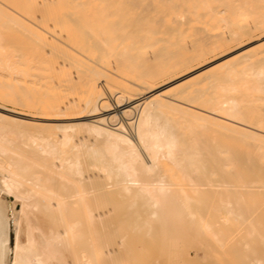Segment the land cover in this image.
Here are the masks:
<instances>
[{
  "label": "bare ground",
  "instance_id": "1",
  "mask_svg": "<svg viewBox=\"0 0 264 264\" xmlns=\"http://www.w3.org/2000/svg\"><path fill=\"white\" fill-rule=\"evenodd\" d=\"M263 28L264 0H0V71L17 77L28 112L0 108L21 117L13 120L90 133L58 157L47 154L51 142L68 145L71 135L27 150L0 128V264H189L193 200L204 264H219L236 244L234 220L254 214L248 205L243 214L246 193L264 195V117L248 119L264 104V50L246 47L166 88L154 82ZM201 78L212 87L204 107L166 99ZM196 85L178 97L196 99ZM113 90L132 101L121 107ZM207 123L235 133L240 147L202 149ZM162 155L175 182L156 173ZM247 169L255 184L242 178ZM109 180L121 195H110ZM169 192H179L171 200L181 212L162 203ZM252 222L245 238L258 234Z\"/></svg>",
  "mask_w": 264,
  "mask_h": 264
},
{
  "label": "rangeland",
  "instance_id": "2",
  "mask_svg": "<svg viewBox=\"0 0 264 264\" xmlns=\"http://www.w3.org/2000/svg\"><path fill=\"white\" fill-rule=\"evenodd\" d=\"M252 33L250 34V36L247 35V36H242L236 40H229L224 45H222V47H223L222 49H221V46H218L217 48H215V49L209 51L207 54H205L202 58L198 59V61L197 60L192 61L185 68H180V69L176 70V72L174 71L173 73H170V74L166 75L165 77L162 76L161 79L158 78V80H155V82H154V84L157 83V85H154V86L160 85L158 87L164 88V86H165V88H166V86H169V84L172 85L171 81L173 79H176V76L180 75L177 77V78H180V77H183L184 75H186V73H190V71L192 72V70L195 72L196 71L198 72V69H199V71H201V70L205 69L206 67H210V66L216 64L217 62H219L220 60L225 59V57H229V55H233V53L235 54V52L237 53L240 50L245 49L246 47L254 46V48H253L254 53H258L259 51L264 50V46H262V44H261L264 40V28L261 30H256ZM210 71H211L210 74H216L217 72L220 71V69H217L216 67H214V68L210 69ZM182 74H183V76H182ZM201 75H203V73ZM202 78H204V76ZM202 78L199 79V81H198V79H196L195 81H192V83L189 82L186 85L184 84L182 87L179 85L180 87L176 86L174 88H170L169 90L166 91V99H168L169 97L177 98L178 100H180L184 103H188V104L190 103L191 105H194L197 107H204L203 106L204 102L202 100H204V96L206 98L210 95V92L212 91V87H210L208 85V83L206 85V83H205L206 81H203V83H201ZM169 79H171V80H169ZM7 80H10V81H7ZM14 82L17 85H18V83L20 84V82L17 80V77H15V76L10 77V75L8 77L7 72L0 71V106L4 107L5 109L10 110V111L28 112L27 109L25 107H23L22 105H20L18 100H17L19 97L28 98V95L24 90H22V89L19 90V87L16 84H14ZM163 82H166V83L163 84ZM196 82L197 83L200 82L199 84H201V85L197 84ZM193 83H194V85H193ZM11 84H12V86H11ZM188 84H189L190 88H188ZM195 85L197 87H199V89H201L199 92L196 93V95H197V96L195 95L196 99L194 98V96H191V99L189 98V100H188V97L187 98L178 97V95H180L181 88L186 89V87H187L188 90L189 89L191 90V87L193 88ZM194 88H196V87H194ZM202 91H203V93H202ZM208 92H209V94H208ZM111 94H112L111 96H112L113 100L114 101L116 100L118 103H120L121 107H124L127 103L132 101V97L130 95H128V94L125 95L122 93L118 94L117 90H113ZM198 94H199V98H198ZM201 95H203V97H200ZM192 97H193V99H192ZM201 98H203V99H201ZM171 103L174 106H178V105L183 106L182 103H176V102H171ZM262 108H264V104H262L261 106H257L256 113H255V111H253V114H252V112H251V114L249 113L248 119L250 121H252L253 116L254 117L258 116V114H257L258 111H259L258 112L259 116L261 115L264 117V109H262ZM165 110H166L165 113H167V114H173V112L174 113L176 112V111L171 110V109H165ZM168 112H170V113H168ZM9 117L21 118V117H17L16 115L11 114V112L3 110V108L2 109L0 108V128L3 129V132L4 131L6 132V135H10V136L12 135L13 137H15L14 134H16L17 140L20 141L21 145L24 146L23 148H26L27 150L36 149L38 144H43L45 142H51L52 138H57L58 135H60V134L62 135L64 132L67 133V135L72 136V140H70V142H68L69 143L68 145L66 144V145L62 146V144L60 143V140L58 141V143H55L54 141H52L54 143L51 142V146L49 149L50 152L47 153L48 156L52 152H58L57 153L58 157L65 156L66 150L70 147V144H72L74 141L78 140L80 137L89 136V134H90L89 131L87 130L88 128L84 125L75 126L73 128L71 127V128H65V129H62V128H56L55 129L54 127H48L44 124H43V126L40 123L37 124L38 122H33V121L32 122L31 121H29V122L23 121L22 122V121H18L16 119L13 120ZM7 131H9V133H7ZM198 134H199L200 139L203 140V142H205L202 145V149H209L210 150L209 152H211V151L215 152L217 148L218 149L225 148V149L235 150L236 148L240 147L239 141H238L235 133H233L232 131H230V130L222 127V126H219L217 124L207 123L205 128H202L198 131ZM162 157H164V158L162 159ZM166 158L167 157L164 155L160 156V158H159L160 160L158 161L157 170L159 168L160 169L156 173H158V175L162 174L161 176L162 177L165 176L164 177L165 179L169 178L167 180V182H169V181L175 182L176 178L174 176H173L174 177L173 178L172 175H170V172L172 170L171 167L173 168L175 164L171 160L169 161L168 158L166 160ZM165 160H166V162H165ZM173 169H175V168H173ZM160 171H162V172H160ZM163 173H165V175ZM166 174L168 175V177H166ZM169 176H171V179ZM254 176H255L254 172L250 171L249 169L244 170L242 172V178L244 180H247V182H249L250 184L253 183V181H255ZM148 179H151V176ZM109 182H110V184H109L110 195L118 196V194L120 192L119 186L117 184H115V185L112 184L111 183L112 180H109ZM171 182H169V183H171ZM255 183H256V181H255ZM255 183H253V184H255ZM171 187L173 189L178 188L177 185L170 186V188ZM257 191H259V190H257ZM171 193H173V194H171ZM171 193L169 192L163 197L164 199L162 200V203L166 204L168 206V207L166 206L167 210H172V211L174 210V212L175 211L178 212L179 208L176 209V207L175 208L172 207L173 200H171V197L174 198V196H177V194L179 195V192L178 193L171 192ZM250 193L252 195H249ZM121 194L122 193L120 192V195ZM246 195H247L246 197L248 199L245 200V211L243 214L247 213V211L249 210V207H250L249 211H251V210L253 211L252 207H254L255 210L253 212L255 215L252 212L251 213H252V215H254V217L256 219L255 218L252 219L253 216L250 214L251 216L250 215L249 216L244 215V216H242V218H238L237 220L236 219L234 220L235 221L234 223L236 224L237 227H239L241 225L238 228V230H236V237H235L236 239L234 242V244L235 243L236 244L234 245L233 248H231V249L229 248V250H227V251L225 250V252L222 251L223 256L220 255V257H219V255H218L216 257L217 258L216 260H219L218 261L219 264H256V262H255L256 258L257 259H259V258L264 259V242H262V239H264V236H261L262 234L264 235V195L262 193H256V194H254L255 196H253L252 192L246 193ZM252 197L254 200L253 205H251ZM247 200L249 201V204H247L248 203ZM189 203L191 206L189 211L194 210L196 213L195 217H198L197 214L199 211V208H198L199 207V200H193ZM255 206H257V207H255ZM249 213H247V214H249ZM195 217L192 218V221L189 219L191 222H188L189 224L187 226V230H188L187 231V245L189 248L188 251H189V255H190L189 256V264H204L206 259H205V256L202 254V251H201L202 248L204 247L203 235H202L201 228L199 229L200 223L197 219H196L197 220L196 222H198V224L195 223ZM244 217H245V219L248 217L247 219H250V221L249 220L247 221V219H246L247 222H245ZM188 218L189 217H187L186 219L188 220ZM239 220H240V222H239ZM242 222L246 223V224L252 222L255 224L256 228L260 227V229L258 228V232H257L258 234L256 235V238L255 237L249 238L248 235H247V238H245L246 234L248 233V229L250 226L243 225ZM236 226H235V228H237ZM241 227L245 228V232L241 231L242 230ZM24 230H25V223L23 222L22 223V234H21L22 240H24L23 238H25L24 237ZM259 230H261L262 234L260 236L262 239L259 238V234H260ZM153 244H155V242ZM151 245L148 244V246H149V247L147 246V248H149V249H147L148 251L151 250L150 249ZM252 248L254 250H252ZM256 250H257V252H256ZM253 251H255V252H253ZM212 257H215V255L212 254ZM166 263H163V264H166Z\"/></svg>",
  "mask_w": 264,
  "mask_h": 264
}]
</instances>
